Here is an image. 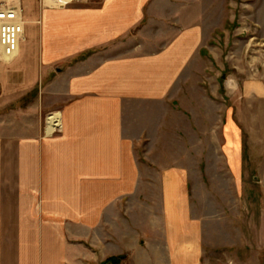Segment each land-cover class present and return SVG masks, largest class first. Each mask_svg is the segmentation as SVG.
I'll use <instances>...</instances> for the list:
<instances>
[{"label": "crops", "instance_id": "obj_1", "mask_svg": "<svg viewBox=\"0 0 264 264\" xmlns=\"http://www.w3.org/2000/svg\"><path fill=\"white\" fill-rule=\"evenodd\" d=\"M47 1L21 0L18 55L0 60V264H203L189 162L204 158L189 146H205V106L217 105L223 143L208 145L224 146L232 177L245 173L242 129L264 137V79L243 106L228 94L221 118L219 89L193 73L223 0Z\"/></svg>", "mask_w": 264, "mask_h": 264}, {"label": "rangeland", "instance_id": "obj_2", "mask_svg": "<svg viewBox=\"0 0 264 264\" xmlns=\"http://www.w3.org/2000/svg\"><path fill=\"white\" fill-rule=\"evenodd\" d=\"M10 1L20 6L21 0H7ZM222 6L226 8V15L221 17L224 23L211 35L210 53L206 51L204 55L205 64L193 72L199 76L198 79L194 75V79L201 80L208 91L219 89L215 100L219 103L217 111L220 109L221 118L229 106L225 91L227 77L233 76L239 82V91L231 95L238 107L244 105L245 81L264 79V0H223ZM4 58L0 60L10 61ZM200 68H204V72H200ZM41 85L43 83L37 87L36 95L40 100L39 112ZM36 96H29L26 102H32ZM20 104L23 106L25 102ZM2 105L4 103H0V115L5 114ZM205 107L206 114L202 115L205 146H189L190 158H204L202 170L200 161L189 162L194 166V174L198 173L191 178L194 211L205 218L203 264H264V137L255 136L257 130L261 135L262 129L259 125L253 126L254 138H249L242 129L245 173L242 177H232L227 164L217 162L218 156L224 153V146L208 145L220 134L217 128L211 129L217 118L216 108ZM42 116L44 119V114ZM220 138L223 143V136ZM198 139L196 135L190 138L194 142ZM176 154H180V149Z\"/></svg>", "mask_w": 264, "mask_h": 264}, {"label": "built area", "instance_id": "obj_3", "mask_svg": "<svg viewBox=\"0 0 264 264\" xmlns=\"http://www.w3.org/2000/svg\"><path fill=\"white\" fill-rule=\"evenodd\" d=\"M75 2V0H59L60 5H68ZM24 21L21 16L20 6L7 2V0H0V49L1 57L13 60L19 52V45L24 36ZM4 58V59H5ZM8 61V60H7ZM58 117L59 124L51 134L58 133L61 129V118L59 112H49L45 116L46 131L50 126V121ZM104 264H117L112 262H105Z\"/></svg>", "mask_w": 264, "mask_h": 264}, {"label": "clouds", "instance_id": "obj_4", "mask_svg": "<svg viewBox=\"0 0 264 264\" xmlns=\"http://www.w3.org/2000/svg\"><path fill=\"white\" fill-rule=\"evenodd\" d=\"M249 81H245V88L248 87ZM240 85L235 77L229 76L225 79V91L228 94H233L239 91Z\"/></svg>", "mask_w": 264, "mask_h": 264}, {"label": "trees", "instance_id": "obj_5", "mask_svg": "<svg viewBox=\"0 0 264 264\" xmlns=\"http://www.w3.org/2000/svg\"><path fill=\"white\" fill-rule=\"evenodd\" d=\"M92 54V51H88L86 53H84L83 55H81L78 60H83L86 59L88 56H90ZM122 260L121 257H114V258H110L108 259V262H112V263H120V261Z\"/></svg>", "mask_w": 264, "mask_h": 264}, {"label": "bare ground", "instance_id": "obj_6", "mask_svg": "<svg viewBox=\"0 0 264 264\" xmlns=\"http://www.w3.org/2000/svg\"><path fill=\"white\" fill-rule=\"evenodd\" d=\"M58 1H59V0H48L47 2H49V3L53 4V5H55V4H59ZM0 51H1V49H0ZM58 124H59L58 117H54V118L50 121V126H53V128H54L55 125L57 126ZM50 126H49V127H50ZM53 128H52V129H53ZM47 133H48V129H47Z\"/></svg>", "mask_w": 264, "mask_h": 264}]
</instances>
